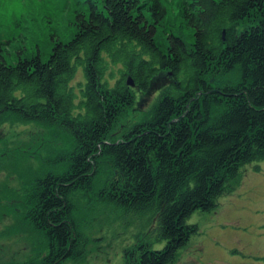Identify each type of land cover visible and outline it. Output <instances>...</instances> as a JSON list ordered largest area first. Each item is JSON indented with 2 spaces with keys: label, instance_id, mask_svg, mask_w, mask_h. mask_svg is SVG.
Wrapping results in <instances>:
<instances>
[{
  "label": "trees",
  "instance_id": "trees-1",
  "mask_svg": "<svg viewBox=\"0 0 264 264\" xmlns=\"http://www.w3.org/2000/svg\"><path fill=\"white\" fill-rule=\"evenodd\" d=\"M178 11L189 39L159 37L160 0H84L71 37L46 54L11 60L0 41V125L35 123L68 142L24 202L45 253L11 264L82 256L77 192L155 222L162 246L139 240L127 264H174L198 231L191 214L213 209L244 165L264 160V0H181ZM152 89L150 110L115 137L137 92Z\"/></svg>",
  "mask_w": 264,
  "mask_h": 264
},
{
  "label": "rangeland",
  "instance_id": "rangeland-1",
  "mask_svg": "<svg viewBox=\"0 0 264 264\" xmlns=\"http://www.w3.org/2000/svg\"><path fill=\"white\" fill-rule=\"evenodd\" d=\"M160 1L167 15L158 28L159 37L173 31L189 39V30L180 28L181 0ZM83 7L84 0H0V41L10 43L5 45L8 58L14 60L25 50L48 53L55 39L71 37L74 11ZM157 91L137 92L134 106L113 131L115 137L150 110ZM67 146L66 138L49 127L9 121L0 125V264L21 263L45 253L42 235L24 219V202L29 183L55 169L49 161ZM72 199L87 244L79 259L63 264H127L125 251L139 240L162 246L148 215H120L81 192ZM189 220L198 231L174 264H264V160L244 165L216 206L193 212Z\"/></svg>",
  "mask_w": 264,
  "mask_h": 264
},
{
  "label": "water",
  "instance_id": "water-1",
  "mask_svg": "<svg viewBox=\"0 0 264 264\" xmlns=\"http://www.w3.org/2000/svg\"><path fill=\"white\" fill-rule=\"evenodd\" d=\"M127 83H128L129 85H131V86L134 85V82H133V80L131 79V77L128 78Z\"/></svg>",
  "mask_w": 264,
  "mask_h": 264
}]
</instances>
